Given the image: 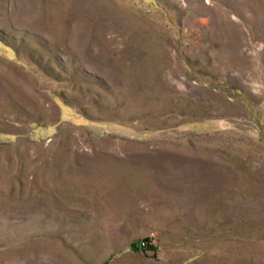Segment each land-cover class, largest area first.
Instances as JSON below:
<instances>
[{"label":"rangeland","instance_id":"obj_1","mask_svg":"<svg viewBox=\"0 0 264 264\" xmlns=\"http://www.w3.org/2000/svg\"><path fill=\"white\" fill-rule=\"evenodd\" d=\"M0 264H264V0H0Z\"/></svg>","mask_w":264,"mask_h":264},{"label":"trees","instance_id":"obj_2","mask_svg":"<svg viewBox=\"0 0 264 264\" xmlns=\"http://www.w3.org/2000/svg\"><path fill=\"white\" fill-rule=\"evenodd\" d=\"M132 248L137 252L146 253L148 251H155V248H153L149 244V240H144L141 244L133 245Z\"/></svg>","mask_w":264,"mask_h":264}]
</instances>
